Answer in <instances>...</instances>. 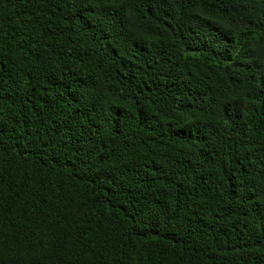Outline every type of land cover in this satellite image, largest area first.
<instances>
[{
	"label": "trees",
	"instance_id": "obj_1",
	"mask_svg": "<svg viewBox=\"0 0 264 264\" xmlns=\"http://www.w3.org/2000/svg\"><path fill=\"white\" fill-rule=\"evenodd\" d=\"M0 264H264V0H0Z\"/></svg>",
	"mask_w": 264,
	"mask_h": 264
}]
</instances>
